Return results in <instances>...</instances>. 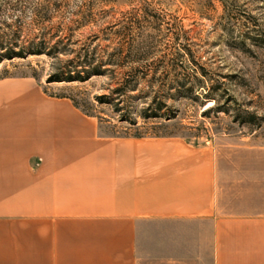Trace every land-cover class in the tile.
Instances as JSON below:
<instances>
[{"label":"crops","instance_id":"1","mask_svg":"<svg viewBox=\"0 0 264 264\" xmlns=\"http://www.w3.org/2000/svg\"><path fill=\"white\" fill-rule=\"evenodd\" d=\"M226 173L210 142L106 136L0 79V264H264V193Z\"/></svg>","mask_w":264,"mask_h":264},{"label":"rangeland","instance_id":"2","mask_svg":"<svg viewBox=\"0 0 264 264\" xmlns=\"http://www.w3.org/2000/svg\"><path fill=\"white\" fill-rule=\"evenodd\" d=\"M14 32L67 49L99 46L103 58L121 48L125 64L139 60L141 83L119 107L112 75L129 69L54 81L60 61L46 53L4 58L0 79H34L106 136L210 142L235 193H264V0H0V42Z\"/></svg>","mask_w":264,"mask_h":264},{"label":"trees","instance_id":"3","mask_svg":"<svg viewBox=\"0 0 264 264\" xmlns=\"http://www.w3.org/2000/svg\"><path fill=\"white\" fill-rule=\"evenodd\" d=\"M59 32H57L58 34ZM9 37V34H7ZM58 35H55L57 37ZM21 32H14L10 34L9 40H4L5 42H0L1 49H7L6 52L0 53V61L4 58L13 59L15 57H24L28 55H42L49 54L60 61V66L58 71L55 73L54 81H76V80H88L93 76H99L107 74L109 71L114 69H129V73L118 72L112 75L113 79L116 81V88L113 90L116 93L113 101L116 106L121 107V105L127 100L128 93L130 90H136L141 83L139 77L140 75L136 73L140 66H133L135 62L139 60H133L129 64H125L124 59L121 58V48L116 49L114 53H111L108 58H103L99 55L100 47L96 46L93 49L84 48L81 50H76L74 48L67 49L66 46L61 47L64 41H57L53 43V38H47L46 36L40 37L39 35L31 40L21 41ZM40 38V40H37ZM5 43L8 46H5ZM24 43V44H23ZM19 47V50L16 48ZM73 55V58H68L63 60L62 55ZM114 68V69H113ZM114 70L115 72H117ZM156 101V98H154ZM164 103L160 102V105L155 108L151 116L157 117L156 111L163 109ZM153 110L152 105L149 107ZM122 110V109H121ZM150 116V117H151Z\"/></svg>","mask_w":264,"mask_h":264}]
</instances>
